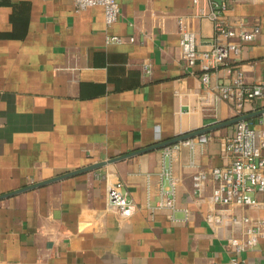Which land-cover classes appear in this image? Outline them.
Wrapping results in <instances>:
<instances>
[{
	"label": "crops",
	"instance_id": "0c3cea01",
	"mask_svg": "<svg viewBox=\"0 0 264 264\" xmlns=\"http://www.w3.org/2000/svg\"><path fill=\"white\" fill-rule=\"evenodd\" d=\"M116 1L120 14L107 27L101 5L0 0V262L230 264L225 235L239 226L217 233L206 223L212 184L196 195L192 174L225 163L223 141L235 122L208 130L204 142H181L173 156L165 146L140 150L264 116L263 96L240 111L216 89L236 69L246 85L264 81V0H228L230 21L241 17L260 31L208 84L198 65H181L177 16L195 11L192 0ZM191 26L198 47L209 48L212 22L193 18ZM167 167L176 178L173 211L155 207ZM115 182L137 205L128 216L108 202ZM236 211L264 217V207ZM240 256L264 264V237Z\"/></svg>",
	"mask_w": 264,
	"mask_h": 264
},
{
	"label": "built area",
	"instance_id": "2783aa9c",
	"mask_svg": "<svg viewBox=\"0 0 264 264\" xmlns=\"http://www.w3.org/2000/svg\"><path fill=\"white\" fill-rule=\"evenodd\" d=\"M199 0H192L196 6L190 15H178L179 47L181 51V65L185 69L200 67V80L208 84L212 72L221 67L229 68L230 54H239L242 45L253 41L259 34L258 25L248 28L243 18L230 21L225 15L229 7L228 0H208L209 7L197 6ZM76 10H83L92 5H101L104 9L106 26H111L120 14V6L116 0H73ZM193 18H207L213 24L212 43L209 48L198 47L195 32L191 26ZM129 40H134L129 37ZM107 41L121 42L122 37L108 35ZM144 71L149 74L150 64H144ZM229 70V69H228ZM217 97L233 101L237 110L245 111L253 98L264 97V81L246 85L243 82L242 71L236 69L229 84L217 86ZM199 142L207 140L205 133L196 135ZM192 144L193 139L184 140L165 146L170 156L180 143ZM222 156L225 163L209 169H199L192 174L193 192L199 195L204 186L212 184L210 194V208L205 214L206 223L217 233L224 227L233 230L239 226L238 232L225 235L226 244L232 252L230 264H246L240 254L248 249L256 248L264 237V217L252 216L237 212V208L264 207V200L256 194H264V116L258 120L248 118L238 119L223 141ZM163 173L167 177L168 185L161 189L157 208L175 209L176 178L170 168ZM107 199L110 205L117 208L123 216L135 212L137 205L132 202L127 192L122 189L121 182L108 186ZM187 215V213H186ZM0 264H3L0 262Z\"/></svg>",
	"mask_w": 264,
	"mask_h": 264
},
{
	"label": "water",
	"instance_id": "95a60500",
	"mask_svg": "<svg viewBox=\"0 0 264 264\" xmlns=\"http://www.w3.org/2000/svg\"><path fill=\"white\" fill-rule=\"evenodd\" d=\"M238 119H240V117H237V118H233V119H229V120H225V121H222V122H218L217 124L213 125V126H209V127H205V128H202V129H199V130H195V131H192L190 133H186V134H182V135H178L176 136L175 138L171 139V140H167V141H163V142H158V143H155L151 146H148L147 148L145 149H142L140 151H147V150H150V149H153V148H158V147H164V146H167V145H170V144H173V143H176L178 141H181V140H184L188 137H193L195 135H199V134H202V133H205L207 132L208 130L210 129H214L216 127H219V126H225V125H228V124H231L233 122H236ZM139 151V152H140ZM120 158V157H119ZM104 162H98L96 164H92L90 166H87L86 168H84L85 170L86 169H91V168H95V167H98V166H101L103 165ZM83 170V169H82ZM81 170V171H82Z\"/></svg>",
	"mask_w": 264,
	"mask_h": 264
}]
</instances>
